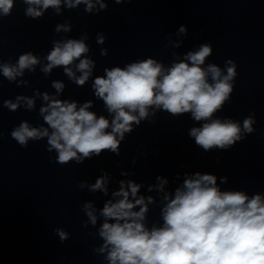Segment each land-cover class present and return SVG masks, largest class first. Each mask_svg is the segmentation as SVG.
I'll list each match as a JSON object with an SVG mask.
<instances>
[{
	"label": "water",
	"instance_id": "1",
	"mask_svg": "<svg viewBox=\"0 0 264 264\" xmlns=\"http://www.w3.org/2000/svg\"><path fill=\"white\" fill-rule=\"evenodd\" d=\"M104 2L106 10L96 4L89 13L83 3L68 8L62 0L59 13L49 7L41 17L31 18L25 15L28 5L15 0L10 15L0 14V66H15L28 52L39 60L14 81L4 77L0 67V264H109L107 252L98 251L104 243L99 235L100 209L107 200L120 199L112 193L119 191L121 180L125 185L129 180L140 184L137 198L143 195L146 203L148 196L153 197L144 220L148 229L163 225L164 194L174 197L175 189L197 171L216 175L222 191L264 196V0ZM58 25H67L70 31L57 32ZM181 25L187 27L186 34L179 32ZM100 35L102 44L97 42ZM69 39L84 40L89 48L85 56L95 62L82 87L69 79L64 66L42 71L54 43ZM204 43L213 48L205 66L215 63L226 74L227 60L237 65L230 101L213 118L239 121L242 127L243 120L255 114L254 131L227 150L205 151L196 145L189 130L203 121H195L191 113L173 116L154 108L125 133L119 155L105 150L82 164L55 163L57 153L46 150L47 138L30 139L25 148L11 137L25 121L30 127H47L40 115L48 103L45 92L50 98L75 101L78 107L91 100L89 111L111 121L112 114L91 87L96 76L105 75V68H123L149 57L168 68ZM102 49L107 55H101ZM78 62L70 65L77 77ZM54 81L63 83L62 92L57 93ZM18 96L33 99L34 108L28 109L26 101L16 111L4 107L5 100L15 103ZM105 174L108 194L90 191L89 186ZM157 176L168 181L163 192L156 187ZM225 176L227 182L221 183ZM87 203L96 210L95 226L84 210ZM57 229L68 238L61 241Z\"/></svg>",
	"mask_w": 264,
	"mask_h": 264
},
{
	"label": "clouds",
	"instance_id": "2",
	"mask_svg": "<svg viewBox=\"0 0 264 264\" xmlns=\"http://www.w3.org/2000/svg\"><path fill=\"white\" fill-rule=\"evenodd\" d=\"M14 2L0 0V14L10 15ZM22 2L28 5L25 15L31 18L41 17L49 7L59 13L62 4V0ZM122 2L124 0H115L117 4ZM63 3L68 8L83 3L89 13L96 4H99V10L108 7L104 0H95V3L93 0H63ZM61 30L70 31V27L58 25L56 31ZM179 32L186 34L187 27L181 25ZM97 42H104L103 35ZM88 51L84 40L57 41L47 55L48 63L42 71L50 73L54 67L64 66L69 79L82 87L92 75L95 64L85 56ZM212 54L211 44L204 43L199 50L188 52L183 60L168 68L150 57L128 63L123 68H105V75L96 76L91 87L112 114L111 121L89 111L93 106L91 100L78 107L75 101L50 98L45 92L43 99L48 103L40 108V115L47 127H30L25 121L11 132V137L25 148L30 139L47 138L46 150L57 153L55 163L64 165L75 161L82 164L85 159L98 157L105 150L119 155L125 133H131L133 124L139 125L141 120L148 118L149 109L154 108L173 116L191 113L195 121H203L202 126L189 130L196 145L205 151L227 150L243 139L244 134L254 131L255 114L246 117L242 127L239 121L213 118L230 101L237 65L231 59L227 60L226 74L215 63L205 66L206 58ZM101 55H107V50L102 49ZM76 61H79L75 65L81 73L79 77L70 67ZM38 63V58L28 52L19 57L15 66L3 64L0 67L4 77L14 81L23 75L24 69L31 70ZM53 87L59 93L64 85L54 81ZM21 101H26L28 109L34 108V100L23 96H18L15 103L5 100L4 107L16 111ZM227 179L221 177L220 182L226 183ZM157 180L156 187L163 192L168 181L160 176ZM107 183L105 174L89 189L107 195ZM119 183V191L112 195L120 199L115 202L109 199L100 209L103 222L99 235L104 243L98 251L107 252L109 264H264V196L261 194L249 198L244 191H222L216 175L197 171L184 179L182 187L175 189L174 197L164 194L167 203L162 209L163 225L148 229L144 220L153 197L148 196L146 203L143 195L137 198L140 184L131 180L126 185L123 180ZM84 186V183L80 184L81 188ZM137 206L139 211H134ZM84 210L95 226L98 217L92 204H85ZM56 231L61 241L68 238L62 229Z\"/></svg>",
	"mask_w": 264,
	"mask_h": 264
}]
</instances>
